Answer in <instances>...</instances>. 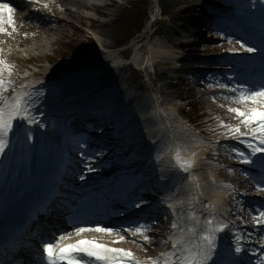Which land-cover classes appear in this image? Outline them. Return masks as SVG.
<instances>
[{
  "label": "snow or ice",
  "instance_id": "6c2138e0",
  "mask_svg": "<svg viewBox=\"0 0 264 264\" xmlns=\"http://www.w3.org/2000/svg\"><path fill=\"white\" fill-rule=\"evenodd\" d=\"M30 2L38 4L39 0H30ZM43 7L48 8L49 5L44 4ZM14 11L8 2H0V34L11 37L13 33L17 32V25L12 15ZM8 28H11V31ZM227 42L239 45V49H229L232 55H239L240 51L252 55L259 53L261 59L264 60V48H258L239 39L227 38ZM3 53L4 50L0 49V157L5 155L10 146V134L24 135L27 139H31L30 130L32 126L45 127L43 121L37 118L36 111L38 109L34 99V97L42 96L43 92L40 90L33 91V86L28 84L21 85L17 90L11 79L16 65L10 63ZM227 79L230 82L233 81L232 76H228ZM214 86L228 93H233L234 95L224 96L223 99L238 105L237 107L229 106L226 109L228 113L234 115L238 124L232 125L216 118L218 128L223 130L220 132V136L225 140H233L243 144L248 151H241L231 145H219V140L215 141L214 144L232 148L234 157L230 158H236L241 165L248 166V168L240 171L257 180L256 190L264 192V79L259 83L236 80L232 86L220 80H217L215 85L208 84L209 88ZM215 99V97L212 98L214 103ZM220 107H224V105L221 104ZM242 129H246V131ZM81 155L83 157L84 154ZM159 159L160 156L158 155L157 160ZM174 160L175 166L185 174V176L180 177L181 181H187V184L184 185L185 190L191 193V185L193 184L199 189V182L193 175V169L197 166L196 153L191 152L185 158L177 149ZM84 162L88 172L95 171L87 160ZM227 170L229 173L234 171L231 168ZM252 170L256 171V176H252ZM84 178V175L81 174L80 179L83 180ZM215 183L216 181L213 179V184ZM219 187L226 189L231 188V185L221 183ZM179 190L180 185L174 182L166 184L162 188L161 198L157 201L161 206L166 205L167 209H171V215L174 217L171 223L173 235L170 237L172 250L163 253V259L140 260L130 250L110 247L96 239L83 238L85 233H99L116 237L112 243L119 244L126 242V237L122 233H129L132 237L142 236L144 243H150L155 237L149 236L147 233L156 230L153 225L159 222L153 219L151 222L134 221L127 226H122L119 230L108 226H76L74 235L79 239H76L74 243H65V241L72 239L73 233H54L52 239L42 242V253L39 256L38 264H226L224 254L218 251V239L221 234L229 235L233 241L226 253L230 257V264H245L244 256L249 252V247L245 241H251L255 234L257 239L251 243L258 244L262 252L257 253L252 249L251 255L257 258V264H259L260 256L264 255V207L249 210L252 223L255 225L254 231H248L243 219L236 216V219L241 220V223L244 224V231H239L233 230L235 228L234 223L230 222L224 214L218 213L215 204H205L204 211L198 216L192 209L199 202V195L202 193L195 196L190 195L188 216L191 225L183 229L179 228L178 221L175 219L176 216L183 215V213H176L175 211L178 204L184 203L183 200H177ZM233 198H235L234 195ZM147 203L148 201L141 198L133 206L141 208ZM201 216H203V220H201ZM167 218L165 215L164 219ZM131 242L139 243L135 240Z\"/></svg>",
  "mask_w": 264,
  "mask_h": 264
},
{
  "label": "bare ground",
  "instance_id": "6f19581e",
  "mask_svg": "<svg viewBox=\"0 0 264 264\" xmlns=\"http://www.w3.org/2000/svg\"><path fill=\"white\" fill-rule=\"evenodd\" d=\"M17 1H28L30 0H17ZM46 4H50L51 8L45 9L42 6H36L31 4L33 7L31 10H29L27 7V12L20 13V10L23 9L21 3H14V20L17 25V32L13 33L14 37L9 40V45L18 46L20 43L24 42H32L31 49H27L26 52L29 56L28 60H32L35 62H49L50 64L55 57L57 56V52L62 46L64 39L67 37V32L69 29H74V22L83 23L84 13L87 15V12L89 10V2L92 4L99 5V2L101 0H43ZM172 2V4L175 3H190L193 0H169ZM84 11V13L82 12ZM31 12L37 13V15L40 17L39 20H34L33 16L30 14ZM94 12L100 15H104V10L101 7H96L94 9ZM48 19L54 21H49ZM34 20V21H33ZM25 21V22H24ZM55 24L51 27H48L47 24ZM43 25V26H42ZM98 25V22H92L91 24L85 27V30L90 33L93 38H96L98 42V47L94 48L92 51V54L97 56L100 61L96 63V60H93L92 57L89 55H83L81 58L75 59L70 62H60L56 64L54 67L46 68L45 71L50 73V76L45 81H38L34 82L35 78L34 75L31 72H28L29 77L24 78V82H31L39 83L32 85L33 88L38 87L39 85H44L47 82H49L51 79H54L55 77H58L59 74L62 73V79H65L66 74L69 72L73 73L77 70H79L82 67H88L91 64H100L101 67L104 66V64H108L112 62V64H117L120 62V57L123 55L122 52H115L116 50V43L112 42L109 43L106 40V36L104 34L97 33L92 28ZM104 37V38H103ZM21 40H23L21 42ZM164 43H160L158 45L153 46L151 49V58L153 61L156 60H163V61H169V59H173L174 53L171 49V43L163 39ZM191 50L193 49V46L190 45ZM29 48V47H28ZM57 49V50H55ZM190 50V49H189ZM104 56V57H103ZM143 57H142V49H138L135 52V55L132 59V62L138 66H141L143 64ZM100 66L97 65L96 69L99 73ZM88 69V68H87ZM127 66H124L122 69H120L121 74L119 75V78L122 77L123 73L126 72ZM60 72V73H59ZM87 72V73H86ZM59 73V74H58ZM90 72L89 70H86L84 73H76L73 75L77 76H86ZM103 74L102 78L107 79V77L110 78L111 82L113 81L112 75L110 72H102ZM61 79L56 81L60 83ZM72 87L71 85L69 88ZM111 89H115L119 92V97L124 95V91H122V85H116L112 86ZM132 101V98L128 96L126 98L125 103ZM139 104H135L132 108V111L135 112V110L138 109V117L137 119H131V125L132 128L135 129L136 134L138 138L146 141H151L153 146H155L156 151L160 153V161L162 162L161 165H165L166 168L164 170V173L167 175L170 173L172 174L173 179H177L180 182V185L182 186V191L177 197V200H183V204H178L176 207V213H183L188 214L190 211V205H189V196H195L199 193H202V195H199V202L195 204L194 209L196 210V214L199 216V209L202 207L203 203H212L217 206H219L221 203L225 201L224 192L220 189L218 183L213 184L214 180H219V176L215 174V172L212 171L209 166L201 160L202 156L206 155L207 150L209 149V145L212 141L205 140L203 136H199L196 133L192 132V129L185 126L184 123L181 121V119L178 116V112L173 109L172 106L170 107H164L160 100L154 105V108H151L150 101L147 102H138ZM223 104L222 101L218 102V105L220 106ZM224 114L223 111H220L218 115ZM137 114H133L132 118H135ZM141 120V121H140ZM129 121V120H128ZM140 121V122H139ZM15 124V122H14ZM140 128V129H139ZM79 130V129H78ZM10 139H13L14 146L12 145L8 151L6 160H20L23 163L26 162L31 156H33L35 152V145L32 141V144H29L27 142V138L24 135L16 136L15 134H10ZM217 141V139L215 140ZM233 140H230V142ZM144 143V144H145ZM38 149H37V155L40 158L45 157L46 155H49L52 151V148H48L43 142H38ZM228 145V144H224ZM16 147H20V150L18 151ZM146 147V146H143ZM224 149H228V147H223ZM179 149L181 152L182 157H187L189 153L195 152L196 153V161L197 166L195 169H193V175L197 178L199 182V189L195 187V185H191V193L185 190L184 185L187 184V181H181L180 177L185 176L184 173H182L178 167L175 166V152ZM133 160L128 163V167H132L136 165V156L132 154ZM234 157L233 154H229L228 156L220 157V162H218L220 165L227 164L229 168L233 169L235 171V166L238 165L236 158H230ZM1 159V157H0ZM117 164H111L101 166L102 176L106 177L109 176L113 171H116ZM233 171V173H234ZM234 184L236 187L240 185L241 188L240 192H246L247 195L252 196L254 189H247L244 185V178L246 177L244 174L238 175L234 173ZM213 188V190L211 189ZM240 190V189H239ZM182 215V216H183ZM180 216V215H179ZM182 216H180V223L182 224ZM166 219L162 217V223L160 225L161 229H156L153 232V235L155 238L164 236V232L166 231ZM187 224L190 226L191 222L189 220V217L187 218ZM97 241L100 243L106 244L110 247H112V241L111 239H104L105 235L96 233L94 236ZM114 237V236H112ZM142 237V236H138ZM116 238V237H114ZM143 238V237H142ZM153 242L147 243L145 246L140 247L139 245H133V244H126V242H122L119 244H114L118 248L128 249L132 251L137 258H153L154 259V253L156 252L155 248L156 246L161 245V241L159 239H155Z\"/></svg>",
  "mask_w": 264,
  "mask_h": 264
},
{
  "label": "rangeland",
  "instance_id": "374dc122",
  "mask_svg": "<svg viewBox=\"0 0 264 264\" xmlns=\"http://www.w3.org/2000/svg\"><path fill=\"white\" fill-rule=\"evenodd\" d=\"M202 1V0H201ZM111 0H103L102 3H110ZM203 2V1H202ZM202 2L200 0H195L190 3H175L172 4L169 0H145V3L147 5V8L150 12V16L153 17L152 14L156 15V19L159 21L155 23V21L150 24L151 26H148L138 37H136L132 41V45L140 44V46L143 48L142 56L148 59L149 64L146 65L147 68H149V71H154L156 69V72L158 74V78H160L159 84L156 86L155 93L162 92L165 94V96L168 98V101L173 102L172 105L174 108L179 107L181 104L175 103V94H173L172 91H170L169 86L173 81H178V78H182L186 85L190 88V83L186 80L188 75H186V72H184L185 68L193 67L194 63L189 61L188 57L191 55H195L196 57H200L204 53V49L206 48L203 43L197 44L195 43L194 49L192 51H185V59L183 62V71L182 73L177 76L176 73H174L173 68L170 67V62H162V61H153L151 58V51L152 47L155 45L160 44L161 42L164 43L163 39L166 41H170L172 44H182L185 42V40H191V38L194 37V35H197L201 29L198 27L197 30H192L190 27H184L182 28L180 25L181 21V12L191 14L190 10H184L186 8H194L198 9L200 5H202ZM123 6L119 3L116 4V6L112 9H106L104 10V13L106 14V18H102L99 21V25L94 27L93 29L100 34H104L106 36V40L109 43L115 42L118 46L121 41L124 39L125 36H118V34L115 31L114 24L117 21V18L119 17L123 21V16L125 13H121L120 11L123 9ZM161 15H159V13ZM167 14V15H165ZM165 15V16H164ZM92 17L95 16V13L91 15ZM183 17V16H182ZM89 24V21L86 20V25ZM124 24V23H122ZM48 27H51L55 24H47ZM43 26V25H42ZM174 31V33L172 31ZM67 34L69 35L65 39V44L62 46L63 49L68 50L69 45L68 42L70 39L74 40V45L71 47L70 50H75L74 53H79L80 57L86 53H92V49L94 47L93 43H91L92 40L88 38L87 36H90L85 30H79L78 24H76V27L74 29H70ZM196 37V36H195ZM104 38V37H103ZM194 39V38H193ZM23 40H21L22 42ZM97 44V42H96ZM14 45V44H13ZM32 42H22L17 47L14 46V55H16V61L18 60L22 66H29V67H37L34 61H28L27 57L28 54H25L27 49H31ZM98 46V44H97ZM139 46V47H140ZM29 47V48H28ZM67 48V49H66ZM134 56V54H133ZM27 61V62H25ZM57 62H59L58 59H56ZM185 65V66H184ZM39 66V65H38ZM42 69L45 68V66L41 63V66H39ZM38 69L35 68V72ZM118 78L119 74H115ZM153 75V74H152ZM133 76V77H132ZM129 77H136L133 68L130 70L127 69L125 73H123V77L121 78V84L125 83V80ZM152 80L154 78L152 77ZM139 81V79L137 80ZM126 90L130 91L133 94H136L135 96H139L140 93L134 92L127 88L125 86ZM196 93V92H195ZM193 93L194 96L197 98V105L199 106H209L208 108L212 110H217V104H213L212 101L206 100L205 103L203 98L196 93ZM142 96V95H141ZM157 96V95H156ZM145 100L147 99V96H142ZM230 102V101H229ZM228 102V105L233 107L231 103ZM228 114V113H227ZM229 117H233V114H228ZM213 116V115H212ZM224 175V173H223Z\"/></svg>",
  "mask_w": 264,
  "mask_h": 264
}]
</instances>
